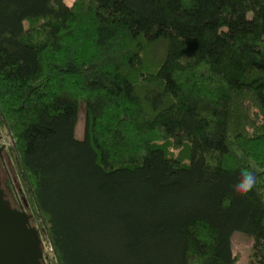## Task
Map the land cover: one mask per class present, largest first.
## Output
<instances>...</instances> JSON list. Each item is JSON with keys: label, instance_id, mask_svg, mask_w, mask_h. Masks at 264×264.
<instances>
[{"label": "trees", "instance_id": "16d2710c", "mask_svg": "<svg viewBox=\"0 0 264 264\" xmlns=\"http://www.w3.org/2000/svg\"><path fill=\"white\" fill-rule=\"evenodd\" d=\"M263 33L264 0H0V118L50 264H235V230L264 264Z\"/></svg>", "mask_w": 264, "mask_h": 264}, {"label": "water", "instance_id": "95a60500", "mask_svg": "<svg viewBox=\"0 0 264 264\" xmlns=\"http://www.w3.org/2000/svg\"><path fill=\"white\" fill-rule=\"evenodd\" d=\"M42 255L41 236L32 213L11 208L0 191V264H40L35 258Z\"/></svg>", "mask_w": 264, "mask_h": 264}, {"label": "flooded vegetation", "instance_id": "af4514ba", "mask_svg": "<svg viewBox=\"0 0 264 264\" xmlns=\"http://www.w3.org/2000/svg\"><path fill=\"white\" fill-rule=\"evenodd\" d=\"M12 139L7 131L3 120L0 118V191L1 196L11 208L18 211H25L32 213L30 205L26 200L24 194V187L22 185L21 175L13 166L11 156ZM33 216V214H32ZM34 223V218H33ZM43 258L37 256L35 260L43 264L47 263V254L43 251L41 244ZM43 259V260H42Z\"/></svg>", "mask_w": 264, "mask_h": 264}, {"label": "rangeland", "instance_id": "374dc122", "mask_svg": "<svg viewBox=\"0 0 264 264\" xmlns=\"http://www.w3.org/2000/svg\"><path fill=\"white\" fill-rule=\"evenodd\" d=\"M66 1L68 3L71 2V0H66ZM263 37H264V33H263ZM162 51H163V44L161 42H157L156 44L152 45L149 52L151 53V55L153 57H155L157 59L161 56L160 54ZM84 126H85V104H84V101L81 100L79 102V108H78V121H77L76 127H75L76 137L82 138L84 136ZM263 170H264V168H263ZM21 180H22V185L25 189L23 179L21 178ZM25 191L26 190H24V194H25ZM25 197H26V195H25ZM33 218H34V216H33ZM39 220H41V219L39 218ZM34 224L39 229L40 236H41V244L43 246V251L47 254V263L50 264V258L48 256L49 252L51 251L50 244L48 243L46 237L43 234V231H42L43 227L39 226V221L34 220ZM231 244H232V249H233V251L237 257L235 264H245L247 261V258H248L249 250L251 248L252 236L247 234V233H244L242 231L235 230L231 235ZM51 254H53V253H51Z\"/></svg>", "mask_w": 264, "mask_h": 264}, {"label": "clouds", "instance_id": "9594fccd", "mask_svg": "<svg viewBox=\"0 0 264 264\" xmlns=\"http://www.w3.org/2000/svg\"><path fill=\"white\" fill-rule=\"evenodd\" d=\"M257 185V174L255 170L243 168L240 170L239 180L233 186V190L240 196H246Z\"/></svg>", "mask_w": 264, "mask_h": 264}]
</instances>
